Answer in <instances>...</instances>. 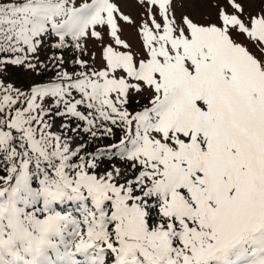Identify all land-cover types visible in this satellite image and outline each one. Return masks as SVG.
I'll return each mask as SVG.
<instances>
[{
    "label": "snow or ice",
    "instance_id": "obj_1",
    "mask_svg": "<svg viewBox=\"0 0 264 264\" xmlns=\"http://www.w3.org/2000/svg\"><path fill=\"white\" fill-rule=\"evenodd\" d=\"M0 264H264V0H0Z\"/></svg>",
    "mask_w": 264,
    "mask_h": 264
},
{
    "label": "rangeland",
    "instance_id": "obj_2",
    "mask_svg": "<svg viewBox=\"0 0 264 264\" xmlns=\"http://www.w3.org/2000/svg\"><path fill=\"white\" fill-rule=\"evenodd\" d=\"M123 10L125 12L132 11L137 23H140L141 16H143V12L141 10L137 8H131V7H124ZM137 12H140V14L137 15ZM135 33H136V29L134 27H127L126 35L134 38L132 41L134 44L139 42L138 38H136L135 36ZM49 75H51V73H49ZM9 79H15L17 80L18 83H24L25 85H27V83H29L33 79H36V77L30 74H23L22 72L18 71V72L13 73L12 76L9 77Z\"/></svg>",
    "mask_w": 264,
    "mask_h": 264
}]
</instances>
